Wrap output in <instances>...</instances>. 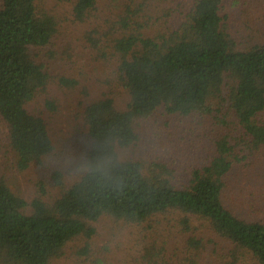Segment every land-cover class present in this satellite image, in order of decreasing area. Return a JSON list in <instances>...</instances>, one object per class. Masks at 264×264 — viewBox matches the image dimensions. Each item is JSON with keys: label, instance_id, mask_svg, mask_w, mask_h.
<instances>
[{"label": "trees", "instance_id": "obj_1", "mask_svg": "<svg viewBox=\"0 0 264 264\" xmlns=\"http://www.w3.org/2000/svg\"><path fill=\"white\" fill-rule=\"evenodd\" d=\"M40 1L2 0L0 7V118L17 172L42 166L54 151L45 120L27 109L49 80L30 50L47 46L56 33L54 18L36 10ZM224 2L193 0L172 32L115 41L126 109L108 98L84 109L87 175L66 186L60 172L52 173L58 192L49 202L42 183L39 196L27 201L0 181V264H55L77 239H92L89 224L103 218L136 226L167 220L183 236L182 264H264V170L254 165L264 156V39L241 49ZM95 4L76 0L75 19L83 22ZM59 85L75 82L61 78ZM44 107L57 109L52 100ZM159 109L213 117L221 128L214 155L185 184L157 159L120 158L136 148L138 122ZM170 258L164 246L152 245L141 261L174 264Z\"/></svg>", "mask_w": 264, "mask_h": 264}, {"label": "rangeland", "instance_id": "obj_2", "mask_svg": "<svg viewBox=\"0 0 264 264\" xmlns=\"http://www.w3.org/2000/svg\"><path fill=\"white\" fill-rule=\"evenodd\" d=\"M75 2L42 0L36 4L39 13L54 18L56 33L47 46L30 50L34 62L42 67L49 80L27 109L45 120L54 145L52 155L42 166L17 172L7 126L0 118V181L27 201L39 196L40 183L47 192L42 199L49 202L56 197L58 190L51 181L55 171L63 175L66 186L80 177L90 148L83 122L88 105L108 98L117 110L126 109L129 96L120 80L118 56L112 52L115 41L129 34L144 38L168 34L178 28L193 4V0H96L94 9L83 22H78L73 12ZM224 3L225 22L243 45L239 46L241 49L264 39V0H225ZM61 78L74 81L75 86L61 87ZM47 100L54 101L57 108L54 113L45 109ZM136 133V148L121 151V160L157 159L169 168L172 179L185 184L190 171L214 155V142L222 131L213 117L180 118L159 109L138 122ZM254 165L264 170V156L261 163L256 161ZM231 196L235 197V193ZM89 226L95 229V236L90 240L77 239L55 264H142L146 248L152 245L164 246L172 257L170 262L182 264L183 258L177 255L183 236L167 220L159 218L136 226L103 218ZM77 251L86 253L78 257Z\"/></svg>", "mask_w": 264, "mask_h": 264}, {"label": "clouds", "instance_id": "obj_3", "mask_svg": "<svg viewBox=\"0 0 264 264\" xmlns=\"http://www.w3.org/2000/svg\"><path fill=\"white\" fill-rule=\"evenodd\" d=\"M35 170H36V169H34V171H35ZM82 171H84V170L82 169ZM84 174L87 175V172L84 171ZM73 175H75V173H73Z\"/></svg>", "mask_w": 264, "mask_h": 264}]
</instances>
